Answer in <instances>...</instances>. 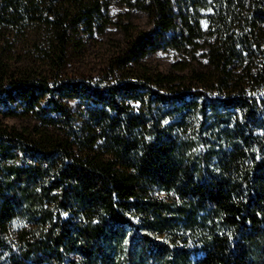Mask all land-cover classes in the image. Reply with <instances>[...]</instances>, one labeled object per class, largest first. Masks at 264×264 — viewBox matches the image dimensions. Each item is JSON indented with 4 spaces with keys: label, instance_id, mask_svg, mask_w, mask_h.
I'll return each instance as SVG.
<instances>
[{
    "label": "trees",
    "instance_id": "trees-1",
    "mask_svg": "<svg viewBox=\"0 0 264 264\" xmlns=\"http://www.w3.org/2000/svg\"><path fill=\"white\" fill-rule=\"evenodd\" d=\"M36 1L63 48L110 23L105 0L2 10ZM136 6L154 26L125 62L203 42L208 70L1 82L38 123L0 121V264H264V0Z\"/></svg>",
    "mask_w": 264,
    "mask_h": 264
},
{
    "label": "rangeland",
    "instance_id": "rangeland-1",
    "mask_svg": "<svg viewBox=\"0 0 264 264\" xmlns=\"http://www.w3.org/2000/svg\"><path fill=\"white\" fill-rule=\"evenodd\" d=\"M108 3L110 23L95 24L92 33L84 26L68 31L65 48L58 39L53 16L41 1L35 14L26 10L10 14L3 9L6 0H0V85L10 80L84 79L92 82L114 81L134 77L144 70L185 77V82H198L194 71L208 70L206 49L201 42L197 50L188 46L184 50L162 49L148 54L137 63L126 61L130 45L140 32H150L153 23L132 0H105ZM204 16L209 11L201 12ZM204 29L207 19L202 20ZM17 99L0 105L1 125L22 131L38 122V115L24 111ZM44 102L41 103V106ZM138 107V105H135ZM13 112V113H12Z\"/></svg>",
    "mask_w": 264,
    "mask_h": 264
}]
</instances>
